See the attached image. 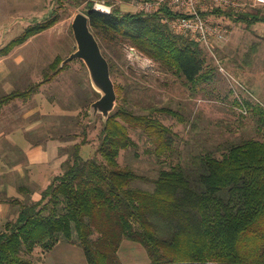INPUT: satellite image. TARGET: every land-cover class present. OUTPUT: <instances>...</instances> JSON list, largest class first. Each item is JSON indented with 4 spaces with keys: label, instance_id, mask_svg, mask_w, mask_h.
Returning <instances> with one entry per match:
<instances>
[{
    "label": "trees",
    "instance_id": "1",
    "mask_svg": "<svg viewBox=\"0 0 264 264\" xmlns=\"http://www.w3.org/2000/svg\"><path fill=\"white\" fill-rule=\"evenodd\" d=\"M110 5L105 12L90 0L86 13L112 76L119 75L124 49L131 46L187 85L210 80L215 68L209 47L172 29L169 20L177 14L168 5L153 12ZM213 13L237 22H264L259 12ZM61 19L53 12L29 25L0 49V57ZM254 51L255 46L249 59ZM62 61L55 58L43 83L61 72ZM42 82L0 96V112L14 100L27 99ZM122 101L103 124L97 149L102 159L84 157L82 143L75 144L40 199H9L19 204V212L0 232V264H34L28 254L36 249L46 253L60 242L80 246L88 264H122L124 240L144 246L149 264H264V140L246 138L225 151L218 147L221 157L212 150L191 153L188 160L163 167L153 190L132 187V180L143 177L119 163L121 151L136 146L130 128H142L160 153L175 150L176 139L159 119L136 113L127 96ZM259 122L264 129V118Z\"/></svg>",
    "mask_w": 264,
    "mask_h": 264
},
{
    "label": "rangeland",
    "instance_id": "2",
    "mask_svg": "<svg viewBox=\"0 0 264 264\" xmlns=\"http://www.w3.org/2000/svg\"><path fill=\"white\" fill-rule=\"evenodd\" d=\"M88 1L0 0V22L3 27L8 26L0 32V49L29 25L50 18L53 12L62 18L52 28L13 49L5 67L0 69V96L15 89L25 91L34 83L42 82L57 56L64 61L76 50L72 22L77 13L87 12ZM93 1L96 9L105 12L111 11L110 2L131 12L141 11L140 6L145 2ZM243 1L251 3L247 12L264 15V4ZM222 19L229 32L222 40H215L208 52L209 62L215 70L210 80L195 85H187L176 75L166 73L137 48L125 47L120 62L124 65L120 66L119 75L112 76L117 86L126 88H117L121 98H118L116 108L123 105V95L127 96L136 113H148L159 119L172 129L176 139L175 150L160 153L142 128H130L136 146L122 150L119 163L143 177L132 180V187L153 190L154 180L163 167L170 168L179 161H186L191 153L212 150L221 157L223 153L218 147L225 151L246 138L264 140V129L259 122L261 117L264 118V22H237L227 15ZM254 46L255 51L249 59L248 52ZM99 97L84 61L74 59L66 63L53 80L36 87L27 99H17L3 107L0 112V158L2 154L10 153L12 155H6V160L16 164L18 160L22 161L27 147L36 145L35 141L41 142L49 157L46 164L36 166L38 170L42 169L41 182L47 181L48 175L57 168V171L61 169L75 144L82 143L84 157L102 159L97 149L105 120L101 113L92 118L90 112L91 103ZM1 165L0 159V169ZM25 178L30 191L38 188L36 183L28 180L31 179L29 174ZM14 187L20 194H26L27 198L30 195L33 199L31 194L22 189L19 191L16 182ZM73 245L55 248L53 258L58 264H84L83 260L87 259L83 250ZM119 255L122 264H149L145 262L147 251L138 242L124 240Z\"/></svg>",
    "mask_w": 264,
    "mask_h": 264
},
{
    "label": "crops",
    "instance_id": "3",
    "mask_svg": "<svg viewBox=\"0 0 264 264\" xmlns=\"http://www.w3.org/2000/svg\"><path fill=\"white\" fill-rule=\"evenodd\" d=\"M16 1H21V0H16ZM3 25L4 24L3 23L1 24L0 22V32H2L4 29H7L8 27V26L3 27ZM11 53L9 55L0 57V69L5 67V63H7V59L9 58V56L11 57ZM6 155H12V154L4 153L1 155L0 158L2 160V165L0 169V232L4 229L5 223L7 221L12 219L14 220L18 216L19 204L12 205L9 199L18 198L19 200L23 199L21 201H25L27 198L26 194L23 195L16 191V188L14 187L15 182L19 188V191L20 189H22L24 192H27L28 195L31 194L33 198L31 200L34 201L41 198L42 191L51 183L53 179L52 177L62 172V167L58 171L57 168L56 171L51 172L50 175L47 174L48 175L47 181L45 182L40 181L39 177L41 175L42 169L38 170L36 166H38V164L39 166H42L49 161L47 151L43 150V145L41 143L29 146V148L27 147L26 150H24V157H22V161L18 160L16 164H14L11 161H7ZM25 161H27L26 164L22 163ZM11 166H14V168H12ZM28 174L31 176V179H28L30 183H32L33 181L34 183H36L35 186H38V188L37 187L33 188V191H30V189H28L30 188V186H28L26 183L27 179L25 178V176ZM65 244L74 246L71 243L60 242L52 250L46 253H43L40 249H36L34 252L28 254L27 256L32 259L34 264H58V262L53 258L55 256V254L53 256V253L56 247ZM75 247L77 246L75 245ZM80 250L82 251L81 248ZM147 258L148 259H146L145 262L149 263L150 259L148 255ZM83 261L84 264H88L87 260H83Z\"/></svg>",
    "mask_w": 264,
    "mask_h": 264
},
{
    "label": "built area",
    "instance_id": "4",
    "mask_svg": "<svg viewBox=\"0 0 264 264\" xmlns=\"http://www.w3.org/2000/svg\"><path fill=\"white\" fill-rule=\"evenodd\" d=\"M264 4V0H254V5ZM168 5L177 15L169 23L179 34L205 44L210 49L215 40H222L229 32L222 15L215 10L247 12L251 3L243 0H154L145 1L140 10L153 12Z\"/></svg>",
    "mask_w": 264,
    "mask_h": 264
},
{
    "label": "water",
    "instance_id": "5",
    "mask_svg": "<svg viewBox=\"0 0 264 264\" xmlns=\"http://www.w3.org/2000/svg\"><path fill=\"white\" fill-rule=\"evenodd\" d=\"M72 29L77 44L76 50L62 61L61 66L74 59L84 61L91 83L100 94V97L91 103V116L95 119L101 113L106 122L118 104V93L112 77L110 62L91 28L88 14L77 13L72 22Z\"/></svg>",
    "mask_w": 264,
    "mask_h": 264
}]
</instances>
